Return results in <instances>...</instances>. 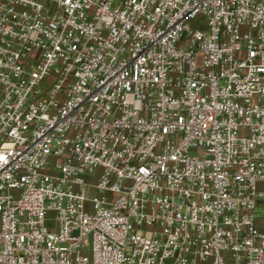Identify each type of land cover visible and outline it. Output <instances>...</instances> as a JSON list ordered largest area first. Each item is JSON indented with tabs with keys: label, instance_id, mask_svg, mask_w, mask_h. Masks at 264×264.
Wrapping results in <instances>:
<instances>
[{
	"label": "built area",
	"instance_id": "1",
	"mask_svg": "<svg viewBox=\"0 0 264 264\" xmlns=\"http://www.w3.org/2000/svg\"><path fill=\"white\" fill-rule=\"evenodd\" d=\"M261 185L264 0H0V264H264Z\"/></svg>",
	"mask_w": 264,
	"mask_h": 264
},
{
	"label": "rangeland",
	"instance_id": "2",
	"mask_svg": "<svg viewBox=\"0 0 264 264\" xmlns=\"http://www.w3.org/2000/svg\"><path fill=\"white\" fill-rule=\"evenodd\" d=\"M202 27H203V25H202ZM190 155H194V154L191 153ZM259 189L264 193V186L261 185ZM255 216H256V219L258 220V222H261L262 225L264 226V201L257 200V208H256ZM263 229H264V227H263Z\"/></svg>",
	"mask_w": 264,
	"mask_h": 264
},
{
	"label": "crops",
	"instance_id": "3",
	"mask_svg": "<svg viewBox=\"0 0 264 264\" xmlns=\"http://www.w3.org/2000/svg\"><path fill=\"white\" fill-rule=\"evenodd\" d=\"M262 186H264V185H262ZM263 227L264 226L262 225V223L261 222H258V220H257V228H258V230L264 233Z\"/></svg>",
	"mask_w": 264,
	"mask_h": 264
}]
</instances>
